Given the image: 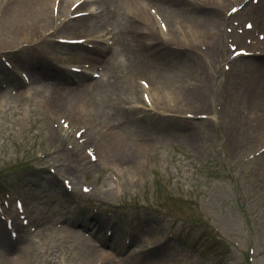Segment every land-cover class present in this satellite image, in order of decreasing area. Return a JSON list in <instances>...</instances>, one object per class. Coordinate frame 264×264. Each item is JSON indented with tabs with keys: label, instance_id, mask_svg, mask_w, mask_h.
<instances>
[{
	"label": "rangeland",
	"instance_id": "1",
	"mask_svg": "<svg viewBox=\"0 0 264 264\" xmlns=\"http://www.w3.org/2000/svg\"><path fill=\"white\" fill-rule=\"evenodd\" d=\"M8 2L7 10L15 6V0ZM171 3L175 14L158 12L154 5L148 4L147 7L151 6L158 13L156 24L150 19V25L144 22L141 27L149 38L156 33L159 47L140 44L132 48L127 58L117 54L116 67L109 73L115 80L114 86L122 87L121 97L135 93V102L129 100L127 105L126 100L122 101L121 113L125 114V121L114 130L120 134L124 145L107 148L108 151L117 150L116 155H110L116 159L107 157L105 148L89 136L90 129L98 136L102 127L109 130L115 127V121L102 118L95 122L87 118L80 125L88 127L86 146L97 151L98 162L92 165L71 137L63 141L50 138V134L56 132L40 106H33L19 96L15 100L0 94V191L21 199L33 212L35 221L45 228L40 232L45 234L25 238L14 249L7 244V236L1 229L7 249L1 250L4 243L1 244L0 253L8 258L25 256L29 264H94L100 259L93 257V249L100 250V256L106 260L111 254L106 249L121 248L123 237L129 235L133 249L122 247L126 251L116 255L115 264H245L244 256L232 248V243H223L212 233V226L227 240L240 242L243 249L254 244L255 253L264 264V154L248 162L242 161L264 145V60H237L230 74H223L222 62L217 60L221 58L227 35L205 54L194 52L192 48L199 40L197 33L202 30L201 16L214 18V10L218 7L207 0H172ZM97 5L98 1L86 5L84 10L94 14ZM251 9L229 20H255V13L261 18L264 0ZM216 13L221 12L217 10ZM93 16L90 18L95 19ZM9 18L7 11L0 27V52L19 46L23 40H36L49 28L42 27L35 32H31V28L22 35L6 30ZM109 18L97 25L91 23L95 25L91 37L112 22ZM131 18L140 25L137 12L132 13ZM162 19L170 28L178 30L169 35L174 44L167 43L156 30ZM260 23L264 29V16ZM63 34L86 36L72 31ZM175 35L188 44L177 46ZM41 48L56 56L59 67L78 64L72 60L74 49L56 45H42ZM115 49L117 53V45ZM215 52L217 62L212 58ZM35 58L30 61L34 66L45 64V60L41 61L43 64ZM105 59L106 69V65L112 63L111 55L107 53ZM202 59L215 65L209 69ZM101 60L102 57L98 62ZM22 69L33 79L38 75L35 69ZM105 69L101 84L108 78ZM193 70H197L198 76H193ZM143 80L149 84L155 98L153 109L148 112L144 110L137 84ZM54 82L37 85H45L44 90L51 92L60 86ZM189 85L196 87L195 94L191 95L193 91L187 88ZM97 99L96 96L90 101L95 111L89 107L88 112L91 114V110L99 109L106 115ZM213 102L216 120L221 117V125L227 126L224 130L213 127L210 121L184 118L185 112L193 115L210 112ZM83 111L86 113L84 108ZM244 112H249L248 116L244 117ZM56 115V120L62 117L59 113ZM135 140L140 146L134 145ZM58 143H67L76 150L69 153L68 146L63 145L65 156ZM132 149L138 150L140 157L135 163L125 164ZM49 169L54 170V174ZM55 174L62 176L56 179L52 176ZM63 176L70 179L73 194L65 191ZM105 183L116 189L103 187ZM85 184L93 187L92 197L79 194L80 187ZM56 223L62 226V233L71 230L74 234L69 233L77 238L54 240L49 233ZM78 223L80 229L74 227ZM83 232L92 239H83ZM107 232L111 233L110 238ZM169 235H172L170 241ZM253 236L254 243H250ZM257 236L261 237V245H258ZM156 244L165 245L152 250Z\"/></svg>",
	"mask_w": 264,
	"mask_h": 264
},
{
	"label": "bare ground",
	"instance_id": "2",
	"mask_svg": "<svg viewBox=\"0 0 264 264\" xmlns=\"http://www.w3.org/2000/svg\"><path fill=\"white\" fill-rule=\"evenodd\" d=\"M68 1L69 0H60L59 10H62L63 7L65 8L66 6L64 5H66ZM171 1H166V0H127V1L104 0L102 3L98 4L97 9L99 10L98 12L99 16L95 17V19L84 17V18L73 20L64 25L63 29H65L66 31H72V32L86 34V35H91L95 25L99 24L100 21H103L104 18L110 17L111 19L114 20V35H116L115 40H116V45L118 46L119 50L117 53H116L117 51L116 49L112 50L111 52L112 63L106 65V70L108 72L107 81L104 84H101V81L93 84L92 87L93 88L95 87V90H96L94 93L95 94L94 96L92 95L90 96L88 93L83 91V89L69 88L65 85H60L58 86L57 90H54L51 92L45 91L44 86H42V89L38 88L36 90L33 88L32 89L28 88L20 93L19 98H22L26 101H33L36 99L35 97H39V99H41L40 105L42 106V108L46 107L50 110L55 111L57 114L69 112L70 117H74L73 115L75 114L77 108L80 106V102H82L83 100L91 101L93 99H96V96H97L98 98L97 100L99 102L98 104L100 105V108H102L107 113L106 115H104V112L98 109L96 111V114H92L93 121L99 122L100 120H102V118H104V120L106 121H115V127H112V129H110L107 135L105 136H101L99 134L98 136H96L95 135L96 133L94 132V130L90 129L89 136H91V139L93 141H96V144H99L101 148H105V153L107 157L110 158V155H116L117 150L108 151L107 148L111 147L112 149H115L118 146L124 145V141L122 140V137L120 136V134H117V132L114 130L115 128H120L124 124L123 121H125V114L121 113L123 111L121 109L122 101L126 100L125 104L127 105L130 102L129 100H134L133 102H135V98H134L135 93L130 92L128 96L121 97L122 94L119 95V91L122 87L119 88L117 86H114L115 80L113 77H111L109 73H112L113 72L112 70H114V67H116L115 63L117 62L116 60L117 54H121V57L127 58L129 54H132L131 53L132 48L139 47L140 44L141 46L146 45L148 47H159L158 43L160 42L157 41V37L154 36L152 37L153 39L151 37L149 38V34H146L145 32H143L142 31L143 28L141 27L145 25L143 24L144 22L150 25V15H148V13L146 12V8L148 4L154 5L157 8L158 12L162 13V11H164L165 13L175 14V10L172 7L173 5ZM211 1L213 4H215L216 6L220 8L224 6L225 4L224 0H211ZM19 2H20V5H17ZM6 3H9V2L7 0H0V9L2 8L4 10L3 15L1 16V21L2 22L4 21L7 11H8L10 13V18L6 26V30L8 29L10 32H19L22 35H24L23 32L25 30L28 31L29 29L32 28L31 32L32 31L35 32V31L42 29V27H51L54 24V19L51 16L53 0H51L50 5L48 4V0H15L14 2L15 6H13V8L9 7V10H7ZM66 10H68V8ZM217 10H214L216 14L214 18H211L210 17L211 15L209 14H208L209 15L208 17L206 15L201 16L203 21H200V22L203 24V26H202V30L199 32L201 35V41L205 45L212 43V42H214V44H217L220 42L221 38L223 37L221 26H223V24L225 23V19L222 13H216ZM112 11H115V12L112 13ZM66 12L67 11H60L56 19H58L59 17L65 16ZM134 12H137V14H139L138 21H140V25L139 23H136L134 19L131 18V14ZM219 12L221 11L219 10ZM2 22L0 26H2ZM91 23L95 25L92 26ZM40 24H42L43 26H41ZM220 27H221V33L219 29ZM173 30L175 32H178V30L176 29L177 30L176 31L175 28L174 29L170 28V30H167V31L170 32V34L171 33L175 34ZM175 36H176L177 46H186L188 44L186 42H183V40L177 37V35ZM85 37H89V36H85ZM171 42L174 43V40L172 39ZM189 48H191V46ZM78 49L79 50L77 51L75 58L85 59L86 56H88L87 55L88 52L83 48H78ZM157 50H160V49L157 48ZM102 52H106V49H103ZM102 52L100 51V53ZM186 52L188 51L186 50ZM100 53H98V55ZM24 54L26 53H22V54L20 53L19 56L21 55L22 56L19 57L17 60L22 67H29V63H30L29 59L24 58L25 56ZM39 71L43 75V77L46 78V80L54 79L56 80L55 83L66 84V78L63 77L62 75L56 74L54 72H52L51 74H48L46 73L44 69H39ZM192 73H193V76H198L197 70H193ZM39 77L40 78L33 80V83H40V79H42V77L41 76ZM54 86L55 84H53V88ZM191 86L192 85H189L187 88H190L189 90L193 91L191 93V95H193L195 94L197 89L194 85L193 87ZM77 87L79 88L81 87V85ZM93 88L88 87L89 90ZM113 97L114 99L112 100ZM0 107H2L1 104H0ZM120 115L122 117H120ZM103 152L104 150H102V153ZM64 154L66 156V153ZM131 154L132 155L129 161L125 164H128V163L130 164L133 162L135 163L137 161V158L140 157L141 153L136 149H132ZM111 158L116 159L115 157H111ZM129 174L131 175L132 172H129ZM107 186L111 189H116L113 187V185L109 183L107 184L105 183V186L103 185V187H107ZM75 226L80 228L81 225L80 223H78V224H75ZM1 234L2 233L0 232V245L4 243V246L3 247L1 246V250H5V248L7 249V247L5 246L6 243L1 238ZM52 237H54V240L57 239V242H62L64 239L73 237V235L69 233L56 232L53 234ZM113 250L116 253H123V248L122 247L119 248V246H116L115 248H113ZM94 251H95L96 257L100 258V260L102 261V264H106V261L100 256L101 255L100 250L94 249ZM0 254H3V252H1ZM113 262L114 260L112 259V263ZM0 264H29V260H27L25 256H15L13 258L10 256L9 258L4 259V260H1V257H0Z\"/></svg>",
	"mask_w": 264,
	"mask_h": 264
},
{
	"label": "snow or ice",
	"instance_id": "3",
	"mask_svg": "<svg viewBox=\"0 0 264 264\" xmlns=\"http://www.w3.org/2000/svg\"><path fill=\"white\" fill-rule=\"evenodd\" d=\"M249 27H251V25H249Z\"/></svg>",
	"mask_w": 264,
	"mask_h": 264
}]
</instances>
